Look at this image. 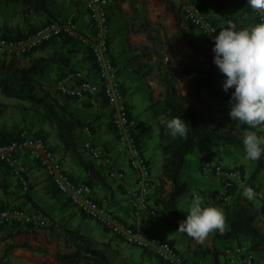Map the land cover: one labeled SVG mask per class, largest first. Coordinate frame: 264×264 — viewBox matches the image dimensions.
<instances>
[{
  "label": "trees",
  "instance_id": "16d2710c",
  "mask_svg": "<svg viewBox=\"0 0 264 264\" xmlns=\"http://www.w3.org/2000/svg\"><path fill=\"white\" fill-rule=\"evenodd\" d=\"M112 1L115 3L118 19L122 26L126 28L127 34H144L148 42V45L140 49L138 55L131 56L126 60V65L141 79L147 78L152 73H155L157 75L158 85L162 88V92L157 98L153 96L151 91H147L148 106L146 108L151 119H153L159 127L158 140L162 162L160 180L156 185L159 187L161 196L158 202L165 216L163 218V223L180 234H185L179 231L178 228L180 222L186 219L187 214L181 211L178 206L179 200L188 191V183L181 176L186 166L187 156L194 151L197 144L201 141L232 147L242 151L244 154L245 151L241 139L243 136L242 134L231 131H220L215 127L207 125L203 121L199 111L194 106L190 105L186 97L177 89V78L175 75L186 81L190 88L191 96L197 101H201L203 96L230 101L231 91L234 89L227 93L223 91L222 84L219 83L216 78L218 68L209 60H198L194 62L178 61L177 68L172 70L163 51V41L160 32L155 30L145 18L141 9L143 5L141 0ZM51 2V0H0V4L3 5H18L20 7L19 14L22 17L32 14L45 16L49 20V23H62L58 20L60 14L54 11ZM200 4L203 10H211L222 17L223 21L227 24L231 23L236 25L239 29L241 28L236 18L230 12L226 0H201ZM123 5L128 8L127 11L123 10ZM176 17L179 19V15ZM92 33L93 32H91V35ZM62 37L68 38V40L73 39L66 36H61V38ZM85 49L90 56L88 49L86 47ZM4 57L6 58L0 60V95L5 98L28 103L35 116L55 127L62 155H74L78 159L82 171L87 174L88 181L83 182L84 184L92 188V184L103 183L105 179L103 172L98 169L90 158L81 155L77 150L79 143L77 138H75V134L81 132L84 126H90L83 123L67 109L68 103L73 104L77 101L65 98L56 91V98L59 100H54L55 98L51 96L44 82L46 69L53 62V57L41 56L33 59L27 65L21 64L17 57ZM81 105L85 107V104ZM86 107L89 108L88 106ZM173 117H181L188 122V134L185 137L173 138L170 134H165L162 120L168 121ZM23 131L29 134L26 129H20L17 133L13 132L16 134L11 138L1 141L0 144H8L19 140L20 134ZM34 138L41 137L34 136ZM43 140L46 141V139ZM252 161L255 166L251 172L250 178L259 176L264 171V157ZM236 170L241 173L244 186H247L242 170L238 168ZM164 186L170 187L168 192L163 190ZM0 191L8 194L7 183L0 181ZM27 191L28 190L20 197L25 198L24 201H27L35 210L40 211L41 215L47 217L48 215L41 212L42 209L27 197ZM230 194L231 199L229 204L225 205L220 201L221 204L226 206L225 217L227 227L223 233L218 231L212 232L213 239L232 242L239 238H245L250 241L249 251L264 253V236L255 226L256 215L253 210L252 202L248 200L237 187H233ZM66 204L69 203L67 202ZM9 208L18 207H4L1 208L0 211ZM262 212L264 213L263 210ZM80 215L88 221L84 215ZM4 227H0V229ZM53 227L54 226H49V229L53 231ZM57 228L61 230L64 242L71 247V251L67 253H57L54 256V264H111L105 250L94 246V242L89 237L77 229H70L63 224L57 225ZM104 231L106 230L104 229ZM169 244L172 246L171 243ZM200 247L201 246H199V251L196 253L199 258L212 255L218 263L221 252L217 253L210 249L200 250ZM16 249L28 250L37 254H47V250L44 248L23 243L6 247L3 257H7Z\"/></svg>",
  "mask_w": 264,
  "mask_h": 264
},
{
  "label": "rangeland",
  "instance_id": "374dc122",
  "mask_svg": "<svg viewBox=\"0 0 264 264\" xmlns=\"http://www.w3.org/2000/svg\"><path fill=\"white\" fill-rule=\"evenodd\" d=\"M51 1V6L54 8V11L60 14V18L58 19L60 22L70 21L74 24L77 35L91 36V33L87 34L82 31L83 26H86V24L88 25L86 22H88L89 17L87 18V13L80 3H78L76 0ZM226 1L229 5L230 12L236 18L241 28H250L257 24L249 10L243 4L242 0ZM141 2L143 4L141 9L145 18L155 30L160 32V36L163 41V51L172 70L177 68L178 61L194 62L198 60H209L213 62V47L207 42L203 34L187 21L184 12L189 6L197 7L203 13L206 20L215 27L217 34L219 33L220 28L229 25L223 21L222 17L215 14L211 10H203L200 4L201 0H141ZM108 3L110 32L109 56L113 64H115L114 66L119 77L126 83V87L128 89V100L131 103V109L133 110L134 115L138 119L139 126L137 129L140 131L141 138L145 143L144 153L145 156L148 157L152 162V175L157 177V175L160 173L162 162V155L158 140L159 127L155 121L151 119L150 115L146 111V108L148 106L147 91H151L153 96L157 98L162 92V88L158 85L157 75L155 73H152L147 78L141 79L126 65V60L131 56L133 57L138 55L140 49L148 45V42L144 34H127L126 28L122 26L118 19V12L115 9V3H113L112 0H108ZM122 8L125 11L128 10L125 5H123ZM176 14L179 15V19H177ZM41 17L43 20H45V25L49 24V20L45 16ZM237 29L239 28L237 27ZM78 38L79 37H76L75 39L74 45L76 46H78L77 43H81ZM67 50L69 53L76 52V49L74 48ZM85 50L84 54L90 58L89 54ZM4 58L6 57L0 56V60ZM59 60L66 63L70 60V58L60 55ZM175 77L177 78V89L182 95L186 97L187 102L199 111L201 118L207 125L215 127L220 131H231L242 135L244 134L243 127L247 126H241L242 128L236 127L235 122L232 121L226 113V111L230 109V101L208 96H203L201 101H197L191 96L190 88L186 81L182 80L177 75H175ZM216 78L217 81L222 84L224 75L219 71V69H217ZM44 82L47 85V89L49 90L51 96L55 98L54 100H59L56 98L55 86L49 85L45 78ZM71 106L72 103H68L67 109L69 110ZM86 116L88 119H90L91 115L87 113ZM0 122H4L7 126H9V129L11 128V131L13 130L16 133L20 129H26L30 136L41 137L43 139L47 138L43 136V133L47 132L48 137L51 139L52 135H54L53 133H55L56 130L52 124H48L39 117L35 116L28 103L5 98L1 95ZM166 123L167 121L162 120L165 134H169ZM11 131L10 133L13 132ZM39 131H41V133H39ZM256 131L264 134V129H256ZM16 133H13V135ZM49 142L50 141H47L48 145L50 144ZM55 155L57 158H59L58 154L55 153ZM210 158L215 162L219 160L220 163L229 169H233L234 166H236L234 169L238 168L242 170L244 180H248L250 178V168L253 161L250 160L242 151L216 143H207L205 141H201L197 144L194 151L186 158V166L182 171L181 176L188 183V191L179 200L180 207L185 206L184 208L188 209V205L190 204L192 195L194 193H207L205 191L209 189L206 188L210 186H220L216 178L209 175L205 176L200 170V165L202 162ZM262 173V177L264 178V171ZM248 184L255 186L250 179ZM28 186L29 184L27 183V187ZM209 199H213L215 202L214 205L216 207L222 208L225 214V205L221 204L220 201L215 200L213 195ZM21 206L23 207H18L17 209L23 210L26 214L34 217L35 222L32 221L30 223L13 224L11 226L7 225L4 228H1L3 230L8 227L11 230L13 229V233L10 234L11 239L8 242L9 244H27L31 240H34L37 243V245H34V247H40L47 250L48 255L42 256V258L45 260V262H49L50 264L55 263V254L67 253L71 251V247L64 242L61 230H58L57 228V225L59 224H57L55 221L52 222L51 218L42 216L41 213L31 207V205L25 206L23 203ZM25 207L27 208L26 210L23 209ZM62 207H68V205L66 204ZM70 209L71 208L69 207L66 208L63 213H69ZM157 209L160 211V214L163 213L161 207H158ZM187 209H184L183 212L187 213ZM71 211L72 215H68L67 217L73 218L74 223H71V228L77 229L89 237L94 242V246L104 249L111 264H163L156 257L153 251L129 247L121 240L104 231V229L98 224L84 220L72 209ZM256 212L257 211H255V213ZM49 213L51 215L50 210ZM162 216L164 217V215ZM60 223L67 225V221H65V219H61ZM49 226H54V230H50ZM255 226L264 236V213L261 210L256 215ZM168 228V239L163 240L171 243L177 252L183 256L187 264H198L195 263L197 262V258L195 260L194 258L195 254L199 251V246H201L200 250H211L212 248V250L217 253L220 252L221 248L222 250L224 249L223 246L218 244L219 242L217 240L213 239L212 233H210L208 237L200 243L187 234H182L181 236L183 239L180 240V242L184 240V244L181 242L182 247H179L175 244L176 242L174 243V241L172 242L170 240V236L173 237V234L179 232L171 227ZM161 233L163 234V232ZM233 244L241 245L247 249L250 248V241L245 238H239L235 241L229 242L227 245L230 246ZM227 245L225 247H227ZM186 248L192 249L186 250ZM191 252L194 253V255L189 254ZM252 254L258 264H264L263 252H252ZM39 257L41 256H34V261L37 263L42 261V259H39ZM17 261H19V259L11 257L8 260V264H15ZM20 261H22V259ZM5 264L7 263L5 262Z\"/></svg>",
  "mask_w": 264,
  "mask_h": 264
},
{
  "label": "built area",
  "instance_id": "2783aa9c",
  "mask_svg": "<svg viewBox=\"0 0 264 264\" xmlns=\"http://www.w3.org/2000/svg\"><path fill=\"white\" fill-rule=\"evenodd\" d=\"M76 1L83 6L88 14L93 29L91 36L77 35L75 26L70 21L49 23L24 38L7 39L0 34V56L22 57L55 38L66 36L76 39L79 37V41L90 53L98 82H93L87 72L75 70L67 72L59 78L55 84V90L61 96L85 104L90 109H98L102 102L105 103L110 114L111 125L116 133V153L126 160L128 171L133 176L128 197L134 212V221L131 224L123 223L111 210L94 199L90 186L74 182L42 138H34L23 131L19 140L0 144V163L20 175L23 171L20 167L19 156L22 153H29L57 192L88 221L98 224L129 247L153 251L156 257L165 264H186L183 256L167 241L150 233L143 221L144 217H157V212L151 207L148 197L153 179L148 160L133 132L134 125L127 100L117 70L109 56L108 0ZM242 2L257 23L264 22V12L251 8L247 4V0H242ZM184 13L187 21L199 30L213 47L215 41L212 37L217 35L215 27L206 20L197 7L189 6ZM213 29H215L214 32L208 33ZM226 113L229 116V109ZM81 135L84 138L85 152L98 169L104 173L105 179L114 183L124 182L126 180L125 171L116 169L114 161L106 150L94 144V133L91 126H84ZM200 170L205 176H213L218 180L220 188L212 195L225 205L230 203L231 189L244 186L240 172L234 168L225 167L219 160L215 162L211 158L206 159L200 165ZM20 182L26 190L25 176L20 175ZM256 193V197L264 201L263 195L260 192ZM194 196H200L203 201L206 199L202 193H194L192 198ZM261 208L264 211V202ZM32 221L35 222L34 217L17 208L0 211V227ZM219 264L258 263L251 251L241 245L233 244L222 250Z\"/></svg>",
  "mask_w": 264,
  "mask_h": 264
},
{
  "label": "crops",
  "instance_id": "0c3cea01",
  "mask_svg": "<svg viewBox=\"0 0 264 264\" xmlns=\"http://www.w3.org/2000/svg\"><path fill=\"white\" fill-rule=\"evenodd\" d=\"M19 10L20 7L16 4L0 5V34L5 38H9V39L24 38L32 34L39 27L41 26L43 27V25H45V20H43L41 16L31 14V15H27L26 17H22L19 14ZM87 18H88V14H87ZM86 23H88V25L86 24V26H83L82 31L89 34L92 32V26L90 20L88 19V22ZM74 44H75V39L69 41L68 38L58 37L42 45L36 50L30 52L26 56L18 57V60L20 61L21 64L27 65L33 59L41 56L53 57V62L47 67L46 75H45V79L48 81L49 85L51 86L52 85L55 86L57 80L61 78L64 74L75 70H83L87 72L89 74L90 79L93 82H98L96 78V74L94 72L93 62L86 54H84L85 46L82 43H77L78 46ZM73 48L76 49V52L69 53L67 49H73ZM60 55H64L66 58H70V60L67 61L66 63L61 62L59 60ZM119 80L123 92L125 94V98L127 100V104L129 107L130 116L132 118V122L134 125L133 132L136 136L137 142L142 152L144 153L145 143L144 140L141 138L140 131L137 129L139 126L138 119L136 118V116L133 113V110L131 109V103L128 100V89L126 87V83L125 81L121 80V78ZM69 111L73 113L75 116H77L83 123L88 124L92 127L94 133V139H93L94 144L96 146L103 147L111 157L112 161H114L115 168L121 169L126 173V180H124V182L122 183H114L104 179L103 183L101 184H92L94 199L99 201L100 204L103 205L105 208L111 210L123 223L126 224L133 223L134 212L130 205V201L128 197V190L132 185L133 176L131 172L128 171L126 160L120 155H118V153H116L115 150L116 133L111 125L110 114L108 109L106 108L105 103L102 102L101 106L98 109H90L76 102L72 104V106L69 108ZM87 113L91 115L90 119H88V117L86 116ZM10 131L11 128L9 129V126H7L4 122H0V142L7 138H11L13 136L12 133L14 131L12 130L13 131L12 133H10ZM41 131H39V133H41ZM53 134H54L52 135L53 138L51 137V139L48 137L47 132L43 133V136L47 137L46 141H50L49 146L53 150V152L59 155L58 159L60 160L64 170L68 173L70 178L76 183H83L88 181L87 174L84 171H82L78 159L72 154H67L64 156L62 155L57 140L56 130L55 133ZM75 138H77L79 143L77 146V150L81 153V155L89 158V155L84 150V145H83L84 138L81 135V132H77L75 134ZM146 158L148 160L151 171L153 166L152 162L148 157ZM19 161H20L21 170L23 171L21 172L20 175L25 176L29 184V186L26 189L28 190L27 197L32 202L37 204L42 209L41 212L46 213L48 215L47 217L51 218L52 222L55 221L57 224H63L60 223V220L65 219V221H67L66 223L67 225L65 226L72 229L71 223H74L73 218H67L68 215H72L71 209L74 212H76L80 217L82 216L69 204H67L68 207L71 208L69 210V213H63L65 209L68 208V207H64V208L62 207L63 205H66L67 203L66 200H64V198L57 192L51 181L46 177L44 172L39 168L38 164L33 160L32 156L29 153L20 154ZM254 166L255 164L253 162L250 168V173L254 169ZM234 168H236V166H234ZM160 174H161V168H160V173L159 175H157V177L153 176L151 173L153 179V185L151 186L148 192L150 205L157 212V217L156 218L144 217L143 221L146 229L150 233L162 239H168L167 233L169 228L163 223V218L165 216L163 217L162 215L164 214L163 213L160 214V211L157 209L158 207H161L158 202V200L161 198L160 191H159V187L156 186L160 180ZM262 174L263 173H261L259 176H256L254 178H250V180L255 186H253L252 184H248L249 179L248 180L245 179V180L247 186H251L256 192H260L264 197V178L262 177ZM20 175L15 174L12 170L9 169L8 166L0 163V181L7 183V192H8V194H5L0 191V209L9 206L22 208L23 206L21 205H23V203L25 204V206H30V204L27 201H24L25 198L20 197L23 196V194H25L26 191L24 190L23 186H21L22 184L20 182ZM244 187L245 186L242 187L239 186L238 188L243 192ZM169 188H170L169 186H164L163 190L165 192H168ZM219 188L220 186H210L206 188L209 190L205 191L207 193H203L204 196H206V199L203 201L204 207L215 206L214 200L213 199L210 200L209 199L210 197L208 196L217 192ZM250 201L252 202L254 213L255 211H257L255 215H257L260 210L262 211L261 207L264 201L258 199L257 197ZM178 207L181 211L187 209L184 208L185 206L182 207L178 206ZM23 209L26 210L27 208L25 207ZM49 210L51 211V215L49 213ZM161 232H163V234ZM12 233H13V229L11 230L9 227L4 230L0 229V264H5V262L8 264V260L11 257L19 259V261H17L15 264H43V263L50 264L49 262H45V260L42 258V256H46L48 254H37L23 249H16L12 251L10 255L4 258L3 256L6 247L11 245L8 242L11 239L10 234ZM181 235L182 234L180 233H175L173 234V237L170 236L171 237L170 240L172 242L174 241V243L176 242L175 244L178 245L179 247H182L181 242L184 241L183 240L180 242V240L183 239ZM218 242L217 243L223 246L224 248L229 243L225 241H218ZM28 243L29 245L32 246L37 245V243L34 240H31ZM189 249L191 250L192 248H186V250ZM211 251H213L212 248ZM220 252H222V248L220 249ZM189 254L194 255V253L192 252ZM34 256H41L39 257V259H42V261L38 263L35 262L33 258ZM196 258L198 264H207V263L209 264V262L210 264L220 263V255H219L218 263L217 260H215V258L212 255H207L204 258H199L195 254L194 260ZM21 259L22 261H20Z\"/></svg>",
  "mask_w": 264,
  "mask_h": 264
},
{
  "label": "clouds",
  "instance_id": "9594fccd",
  "mask_svg": "<svg viewBox=\"0 0 264 264\" xmlns=\"http://www.w3.org/2000/svg\"><path fill=\"white\" fill-rule=\"evenodd\" d=\"M247 4L264 12V0H247ZM212 39L213 63L224 75L222 89L226 93L234 89L229 116L236 127L247 126L243 127L241 137L245 154L251 160H259L264 157V134L256 131L264 129V22L240 29L230 23ZM166 127L173 138L188 134V122L181 117L171 118ZM243 195L253 200L257 193L251 186H245ZM186 214L178 230L198 242L214 231L223 233L227 227L223 209L204 207L200 196L191 199Z\"/></svg>",
  "mask_w": 264,
  "mask_h": 264
}]
</instances>
